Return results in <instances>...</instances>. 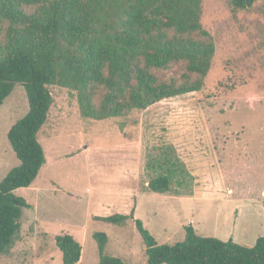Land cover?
Masks as SVG:
<instances>
[{"label": "rangeland", "instance_id": "obj_1", "mask_svg": "<svg viewBox=\"0 0 264 264\" xmlns=\"http://www.w3.org/2000/svg\"><path fill=\"white\" fill-rule=\"evenodd\" d=\"M200 6L201 26L214 43L200 90L94 120L80 116L74 91L48 86L52 103L37 132L45 162L30 186L15 190L31 207L23 210L18 246L0 264H63L54 244L55 235L63 233L80 243L79 262L96 263L95 231L107 234L108 255L146 264L145 246L132 220L114 225L94 218L131 210L158 243L181 241L185 225L199 235L247 246L264 235V223L234 220L235 209L247 218L257 200L225 198L213 187L218 175L241 166L234 159L238 145L257 148L264 143V3L256 0L235 10L227 0H201ZM152 72L159 80L180 82L185 63ZM27 111L25 89L16 83L0 105V181L19 163L7 132ZM167 149L189 175L176 174L167 192L149 191L148 181L160 170L152 160ZM254 151L260 159L250 180L256 176L259 182L264 148Z\"/></svg>", "mask_w": 264, "mask_h": 264}, {"label": "trees", "instance_id": "obj_2", "mask_svg": "<svg viewBox=\"0 0 264 264\" xmlns=\"http://www.w3.org/2000/svg\"><path fill=\"white\" fill-rule=\"evenodd\" d=\"M237 9L256 0H227ZM264 3V0H262ZM201 0H0V105L16 83L26 93L28 111L8 130L7 140L18 165L0 181V255H9L20 240V219L31 205L15 193L28 187L45 162L37 132L44 124L52 97L49 85L75 92L82 118L105 120L169 97L200 90L214 43L200 23ZM32 6L31 11L25 7ZM184 62V80H159L152 72ZM191 75H195L190 79ZM169 148V147H168ZM159 172L149 191H169L172 178L187 174L173 150L156 160ZM109 224L128 220L145 246L146 264H264V235L252 246L197 234L184 226V238L158 243L143 222L128 214L95 216ZM98 261L130 264L108 255V236L95 231ZM54 244L63 264L79 262L80 243L57 234Z\"/></svg>", "mask_w": 264, "mask_h": 264}, {"label": "crops", "instance_id": "obj_3", "mask_svg": "<svg viewBox=\"0 0 264 264\" xmlns=\"http://www.w3.org/2000/svg\"><path fill=\"white\" fill-rule=\"evenodd\" d=\"M236 148L237 150H239V156L234 157V159H237L235 161L236 163L241 162V166L238 167L237 165H233L232 169L226 170L222 173V175H218L217 181L213 186L215 187L214 191L220 192L225 198L247 197L245 199L257 200L256 202H252V209L250 211V215H248L249 218L247 217L248 219L243 215L241 211H239V209H235L234 220L236 221L244 219L247 220L249 223H264V178L263 180L256 182V176H254V182L250 180L252 179L251 175L253 173V170L257 167L256 162L260 159L254 150H262L264 148V143L258 145L257 148L252 145H248L247 143H242ZM262 156H264V154H262ZM248 181H252V183H248ZM212 190H208L207 192H210ZM191 197H194L195 199L197 198L196 195H193ZM257 202H259L258 205H255V203L257 204ZM255 206H257L258 208H256ZM252 211L254 214H251ZM18 242L19 241H17L14 245L12 252L18 246ZM4 256L11 258V253L9 255H0V258ZM2 264L6 263L2 262Z\"/></svg>", "mask_w": 264, "mask_h": 264}]
</instances>
